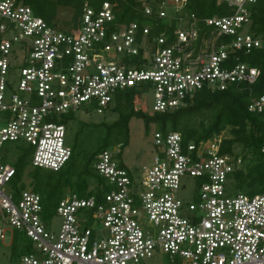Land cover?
I'll list each match as a JSON object with an SVG mask.
<instances>
[{
    "label": "built area",
    "instance_id": "built-area-1",
    "mask_svg": "<svg viewBox=\"0 0 264 264\" xmlns=\"http://www.w3.org/2000/svg\"><path fill=\"white\" fill-rule=\"evenodd\" d=\"M222 1L233 13L205 20L213 32L201 40L196 16L182 15L189 0H174L178 26L169 44L150 27L119 23L117 2L86 5L78 25L64 29L20 0H0V224L32 244L21 264H264V194H231L245 162L221 154L223 136L184 146L179 132L155 131L154 160L140 181L105 150L94 165L106 180L102 200L69 191L48 219L32 189L6 190L17 174L11 144L32 148V168L59 172L73 154L65 117L102 114L119 93H152L153 113L164 114L205 88L255 85L261 70L242 57L264 47L248 30L257 0ZM169 10L167 0L141 7L166 22L175 17ZM248 111L264 116V95L251 96ZM189 188L197 200L186 203L180 192Z\"/></svg>",
    "mask_w": 264,
    "mask_h": 264
},
{
    "label": "trees",
    "instance_id": "trees-1",
    "mask_svg": "<svg viewBox=\"0 0 264 264\" xmlns=\"http://www.w3.org/2000/svg\"><path fill=\"white\" fill-rule=\"evenodd\" d=\"M34 10L37 16L47 21H55L59 9L71 8L75 11L74 25H78L86 5L99 9L104 2H117L116 12L119 23L137 22L141 26L150 27L152 34H165L169 38V44L175 40V30L178 26L176 15L171 22L145 17L141 7L142 0H20ZM163 0H156L161 3ZM252 23L249 32L263 42L264 46V0H257L251 7ZM233 13L228 3L220 0H189V4L183 12L184 18L195 15L197 28L201 40L212 36L213 29L208 27L205 20L214 17H223ZM220 43L231 41L228 37H221ZM243 62L261 70V76L257 83L251 87L247 84L234 86L227 91H212L203 89L188 99L185 107L169 113L148 114L138 109V99L142 96L140 89H133L119 93L114 103V112L119 119L114 124H102L107 138L115 137L120 145L125 143L130 133V122L140 119L145 122L147 130L152 124H156L157 132L167 135L171 132H179L183 138V145L191 143L200 145L225 133L221 145V154H238L244 158L245 167L231 177V194H245L249 197L264 194V116L249 113L248 107L251 96L264 95V47L252 52L249 56L242 57ZM76 114H71L64 119L69 123L75 119ZM20 154L14 161L17 174L10 187L19 195L21 191L31 188L42 197L45 217L48 219L56 213L60 201L70 190L81 197H96L101 201L108 191L106 180L99 177L94 165L97 156L105 150L112 149L114 142H108L105 146L94 152L79 170V155L74 148L72 158L64 169L59 172H50L40 168H31L32 148L22 143H13ZM241 149V153L237 150ZM29 170V171H28ZM25 177L30 183L25 182ZM22 239L23 236H18ZM18 246L19 240L15 241ZM15 244V243H14ZM32 252V245H26L25 254Z\"/></svg>",
    "mask_w": 264,
    "mask_h": 264
},
{
    "label": "rangeland",
    "instance_id": "rangeland-1",
    "mask_svg": "<svg viewBox=\"0 0 264 264\" xmlns=\"http://www.w3.org/2000/svg\"><path fill=\"white\" fill-rule=\"evenodd\" d=\"M147 5L154 4L156 6V0H142ZM174 0H167L169 13L175 16L176 12L174 6H172ZM222 2V0H220ZM74 14L75 11L71 8H60L58 17L55 20L64 29H70L74 25ZM1 37V34H0ZM138 109L145 111L148 114H153L154 97L152 93L142 95L138 99ZM115 104L111 107L113 108ZM119 119L118 113L114 112L113 109L105 111L99 114L96 111L82 110L76 113L75 119H73L68 126L67 142L71 148H74L79 155V163L77 170H79L87 158L91 156L97 150L102 149L106 143L114 142L111 150H115L119 155L118 159L122 164L127 166L136 179V181L142 180L145 175V167H150L154 160V133L157 130L156 124H152L150 129L147 130L145 122L143 120L134 118L130 122V133L126 141L125 147L120 145L119 142L112 136L110 139L103 127H99L102 124H114ZM223 137L228 136L227 133L222 135ZM237 153H241V149L237 150ZM20 152L12 150L10 159L15 161L18 158ZM29 168V170H31ZM28 170V171H29ZM25 182L30 183V180L25 177ZM31 189V188H28ZM7 192L10 193L12 188L9 186L6 188ZM70 190L67 191V193ZM181 199L186 203L195 202L197 195L194 189L189 188L187 190H181ZM61 226V220L57 217L53 224V232L58 233ZM0 227L5 231V240H0V264H21V258L25 255L26 245H32L26 238L22 241L18 238L19 234L15 232L14 228L8 223H1ZM21 236V235H20ZM19 240L18 246L15 241ZM15 243V244H14ZM160 262H166V256L163 255L158 258Z\"/></svg>",
    "mask_w": 264,
    "mask_h": 264
}]
</instances>
